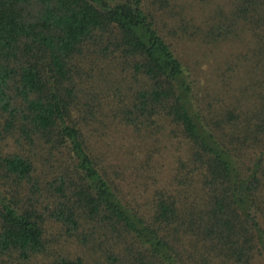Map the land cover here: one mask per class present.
<instances>
[{
    "label": "trees",
    "instance_id": "1",
    "mask_svg": "<svg viewBox=\"0 0 264 264\" xmlns=\"http://www.w3.org/2000/svg\"><path fill=\"white\" fill-rule=\"evenodd\" d=\"M187 4L168 10L166 26L154 5L168 0H0V142L27 150L0 153V173L36 195L19 205L0 192L1 255L45 253L49 219L70 236L85 229L115 264L264 261V0L199 7L196 25ZM164 30L213 46L245 38L247 89L228 102L204 89L197 97ZM106 119L142 141L186 145L149 216L99 164L89 124ZM34 158L47 173L41 188ZM40 264L84 263L56 254Z\"/></svg>",
    "mask_w": 264,
    "mask_h": 264
},
{
    "label": "rangeland",
    "instance_id": "2",
    "mask_svg": "<svg viewBox=\"0 0 264 264\" xmlns=\"http://www.w3.org/2000/svg\"><path fill=\"white\" fill-rule=\"evenodd\" d=\"M180 1L176 0L177 4L174 6V2L168 0L169 7L165 6L163 9H157L154 5L158 18L162 19L166 26L173 24V18L170 19L167 16L168 10L177 8ZM187 1L189 4H187L186 14L188 17H193L190 21L196 25L200 24L205 15L199 7L207 10L220 0H213L208 5L197 0ZM161 33L170 44L175 56L181 61L187 78L195 80V87L191 83V89L197 97L204 94V89L209 96L218 92L220 97L228 102L240 95V88L247 89V69L251 63L247 59L250 55L246 51L245 38L243 41L228 39L213 46L204 44L197 38L172 36L166 30ZM217 76H222L224 81ZM240 101L242 105H245L242 99ZM89 125L90 128L91 126L96 127H93L90 133L96 157L100 165H105L113 182L117 183L120 191L118 194L122 195L124 201L144 216H149L155 190L175 184L172 178L175 173H179L178 161L184 160L186 156L184 141L177 137L169 140L162 134L142 141L129 127L109 119H106L103 124L91 122ZM12 151H22L27 154L25 148L24 150L18 149L9 139L0 142L1 154ZM33 163L35 165L34 176L40 182L41 188L40 179L46 177L47 173H40L42 166L39 158H34ZM0 192L6 199L13 198L19 205H26L28 196L36 197L35 194L30 193L25 181L16 184L6 179L1 173ZM46 223L44 237L47 238L48 248L45 253L21 260L15 255L0 254V264H40L41 260L50 259L56 254L66 257L79 256L84 264H115L103 253L102 247L105 244L93 248L91 239L84 235L85 229L79 228L75 235L70 236L61 224L49 219ZM253 264H264V261L258 257Z\"/></svg>",
    "mask_w": 264,
    "mask_h": 264
}]
</instances>
